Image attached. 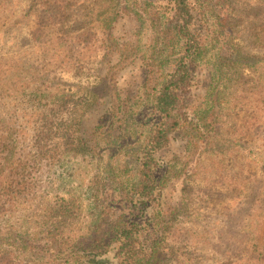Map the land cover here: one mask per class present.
<instances>
[{
  "label": "trees",
  "instance_id": "16d2710c",
  "mask_svg": "<svg viewBox=\"0 0 264 264\" xmlns=\"http://www.w3.org/2000/svg\"><path fill=\"white\" fill-rule=\"evenodd\" d=\"M106 1L108 7L93 11L105 43L97 88H86L82 98L71 100L68 121L53 126L42 119L38 130L42 138L35 143V168H45L49 175L55 163L66 157L62 178L43 183L38 177L13 180L4 168L0 170V218L5 223L0 229V264H110L111 260L112 264H160L162 248L167 247L165 233L175 217L170 210L186 204L182 198L173 201L163 190L197 153H212L208 139L220 137L210 107L218 102L214 95L227 73L212 65L204 99L198 103L192 95L198 61L211 49L215 57H222L217 46L222 45L226 18L212 0ZM212 19L206 32L204 22ZM117 24L123 28L120 32ZM255 38L259 39L258 33ZM235 65L256 66L240 54L231 61V68ZM126 71L135 77L129 80ZM42 81L45 85L44 77ZM16 95L7 96L13 106L18 97L40 105L45 99L44 91ZM69 101L59 100L56 105ZM92 108L97 116L86 130ZM248 116L247 123L255 124L256 113ZM245 129L249 135L252 129ZM176 138L183 140L180 153L171 148ZM200 142L206 144L197 152ZM121 145L131 149L126 159L114 156ZM5 159L9 172L24 169L20 160ZM82 163L90 168L82 173L79 190L60 188L76 178ZM31 190L45 191L48 199L44 203ZM29 200L32 204L20 210ZM89 204L93 210L89 222L78 226ZM14 211H20L22 218L10 224L6 216ZM180 257L182 264H198L188 253Z\"/></svg>",
  "mask_w": 264,
  "mask_h": 264
},
{
  "label": "rangeland",
  "instance_id": "374dc122",
  "mask_svg": "<svg viewBox=\"0 0 264 264\" xmlns=\"http://www.w3.org/2000/svg\"><path fill=\"white\" fill-rule=\"evenodd\" d=\"M108 4L106 0H0V132L6 135L0 139V170L4 168L11 179L38 177L43 183L59 175L62 178L69 161L66 157L55 163L49 175L43 172L45 168H35V143L42 138L38 130L42 119L50 120L53 126L68 121L72 116L71 100L82 98L86 88H97L96 72L105 43L93 11ZM211 5L226 18L219 40L222 45L217 46L222 57H215L216 51L211 49L198 61L192 95L198 103L205 97L208 68L212 65L227 73L214 95L218 102L210 107L221 134L219 139L207 140L211 141L212 153H197L163 190L173 201L182 198L186 204L182 209L170 210L175 217L165 233L167 247L162 248L160 264H182L180 256L185 253L198 264H264V0H212ZM213 21L204 22L206 32ZM118 28L116 32L123 30L120 25ZM147 40L144 37L145 46ZM239 54L256 66L231 68V61ZM125 77L132 80L135 75L126 71ZM33 90L44 91L42 105L18 97L13 106L7 97ZM59 100L70 101L57 106ZM96 110L92 108L90 114ZM248 112L256 113L255 124L247 123ZM96 116L94 113L85 120L86 130ZM247 126L252 129L249 135L245 132ZM205 144L200 142L197 152H202ZM171 148L180 153L183 140L176 138ZM130 152V147L121 145L115 148L114 156L126 159ZM8 156L13 162L20 160L24 169L9 172ZM83 164L76 178L60 188L74 193L79 190L82 173L90 168ZM33 190L29 193L45 203L48 193ZM186 196L190 197L188 201ZM30 204L26 201L19 208L27 209ZM85 207L78 226L89 222L93 212L90 204ZM14 213L6 216L10 224L22 218L20 211ZM3 224L0 218V229ZM250 250L253 255L247 252Z\"/></svg>",
  "mask_w": 264,
  "mask_h": 264
}]
</instances>
